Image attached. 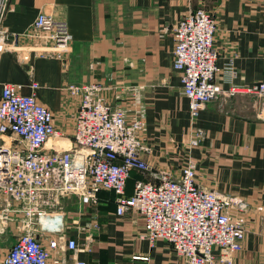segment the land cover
Listing matches in <instances>:
<instances>
[{
	"label": "crops",
	"instance_id": "obj_1",
	"mask_svg": "<svg viewBox=\"0 0 264 264\" xmlns=\"http://www.w3.org/2000/svg\"><path fill=\"white\" fill-rule=\"evenodd\" d=\"M199 8L218 24V67L237 54L236 83H264V0H11L4 24L10 32L25 34L45 12L66 21L73 40L67 52L55 54L51 44L24 35L15 50L0 53V96L7 83L22 84L24 95L34 93L65 134L58 146L68 148L78 100L65 88L100 83L108 104L123 106L130 118L138 116L145 124L142 139L149 152L142 156L150 169L131 173L126 195H133L137 181L180 178L190 154L201 188L243 203L231 211L246 230L234 264H264V96L223 95L210 102L197 123L206 139L189 151L190 102L173 68V34L181 19ZM34 82L40 86L35 91ZM116 199L114 192L101 191L94 205H84L78 196L43 204L47 216L34 229L37 238L45 246L59 239L60 244L75 240L83 248L52 254L50 264L57 258L87 264H186L167 242L152 244L145 237V221L137 213L117 216ZM12 217L11 224L21 226L22 216ZM4 256L0 253V264Z\"/></svg>",
	"mask_w": 264,
	"mask_h": 264
},
{
	"label": "built area",
	"instance_id": "obj_2",
	"mask_svg": "<svg viewBox=\"0 0 264 264\" xmlns=\"http://www.w3.org/2000/svg\"><path fill=\"white\" fill-rule=\"evenodd\" d=\"M10 2L0 0V53L15 50L24 35L51 44L55 54L70 49L73 39L68 23L45 12L25 34L10 32L4 25ZM217 30L215 17L203 8L189 11L174 28L173 68L180 73L182 92L190 102L189 151L206 139L197 123L210 102L223 95L264 96V83L252 87L236 83L237 54L218 67ZM22 58L27 59L18 57ZM39 87L36 82L31 85L33 91ZM102 87L93 82L65 88L78 100V108L73 143L60 148L65 134L56 129L53 112L40 104L34 93L24 95L22 84L2 86L0 235L14 221V214L21 215L22 221L21 233L1 264H50L52 254L82 251L75 240L60 244L55 239L45 246L34 229L47 216L43 204L56 205L60 197L78 196L84 205H94L101 191L116 194L117 216L137 213L145 221V237L152 244L167 242L186 264H234L243 250L246 230L231 211L241 209L243 203L201 188L190 154L180 178L163 176L157 184L137 181L133 195H126L131 173L150 169L142 156L149 152L142 139L145 124L138 116L130 118L123 106L108 104L101 95ZM53 264L87 263L57 258Z\"/></svg>",
	"mask_w": 264,
	"mask_h": 264
},
{
	"label": "rangeland",
	"instance_id": "obj_3",
	"mask_svg": "<svg viewBox=\"0 0 264 264\" xmlns=\"http://www.w3.org/2000/svg\"><path fill=\"white\" fill-rule=\"evenodd\" d=\"M3 230V225L0 223V231ZM5 234L1 235L0 238V253L7 254L10 248L12 247L13 243H9V239L16 234L18 230H21V226L18 223L9 224L5 228Z\"/></svg>",
	"mask_w": 264,
	"mask_h": 264
}]
</instances>
